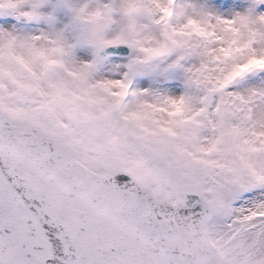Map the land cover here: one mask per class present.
I'll list each match as a JSON object with an SVG mask.
<instances>
[{
    "label": "snow or ice",
    "instance_id": "snow-or-ice-1",
    "mask_svg": "<svg viewBox=\"0 0 264 264\" xmlns=\"http://www.w3.org/2000/svg\"><path fill=\"white\" fill-rule=\"evenodd\" d=\"M0 264H264V0H0Z\"/></svg>",
    "mask_w": 264,
    "mask_h": 264
}]
</instances>
